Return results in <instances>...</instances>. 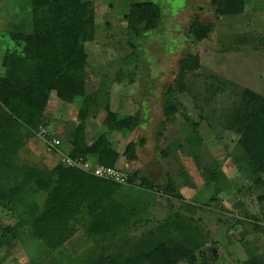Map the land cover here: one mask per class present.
Listing matches in <instances>:
<instances>
[{"label":"rangeland","instance_id":"374dc122","mask_svg":"<svg viewBox=\"0 0 264 264\" xmlns=\"http://www.w3.org/2000/svg\"><path fill=\"white\" fill-rule=\"evenodd\" d=\"M89 1L96 9L97 32L96 39L86 43L87 95L69 104L53 92L46 108V129L61 141L64 151L79 125L85 128L88 142L106 135L110 147L121 154L118 169L128 174L140 171L157 184H164L170 173L184 199L125 183L124 191L149 201L144 219L121 230L106 247L89 238L80 225L59 251L49 250L35 236L5 239L6 227L18 219L0 209V239H5L0 240L2 263L77 264V257L92 246H99V253L107 249L105 254H114L127 239L134 242L148 231L158 232L172 211L192 217L202 231L205 245L199 260L205 258L210 264H235L253 256L264 260V184L255 185L242 175L236 165L243 157L237 148L238 134L223 127L236 89L229 87L217 97L206 90L208 77L217 74L264 95V0H246L243 14L219 19L212 0H153L162 6L163 22L141 37L128 28L127 15L147 0ZM196 14L204 22L215 21L216 27L207 38L194 42L189 28ZM30 26L29 0H0V75L5 53L22 49L10 33L30 31ZM189 53L199 55L202 67L189 76L190 92L180 95V112L158 142L165 91ZM139 110L143 124L135 130H113L107 125L110 112L120 119ZM43 127L20 156L52 166L60 154L49 149L41 136ZM133 141L138 145L136 161L123 154ZM107 156L105 151L102 158ZM90 160L97 163L96 157ZM216 165L218 173L213 175Z\"/></svg>","mask_w":264,"mask_h":264},{"label":"trees","instance_id":"16d2710c","mask_svg":"<svg viewBox=\"0 0 264 264\" xmlns=\"http://www.w3.org/2000/svg\"><path fill=\"white\" fill-rule=\"evenodd\" d=\"M29 3L31 29L10 33L22 49L5 53L4 74L0 75V209L18 219L13 226L6 227L3 237L11 240L35 236L49 250L59 251L81 225L89 238L106 247L121 230L144 219L149 201L124 191L125 183L64 165L59 153L55 154L59 156L52 166L36 164L20 156L39 129L46 128L49 122L46 108L53 92L59 100L69 104L77 97H86V43L96 39V9L89 0H29ZM212 6L215 18L219 19L243 14L246 0H212ZM127 18L128 28L141 37L160 28L163 9L153 0L138 2ZM215 27V21L204 22L196 14L189 34L194 42L201 41ZM201 67L199 55L189 53L181 60L179 75L164 94L158 142L180 112V95L190 92L189 76ZM208 80L206 90L211 97H217L229 87L236 89L237 98L225 115L223 127L238 134L237 148L242 150L243 157L237 159V168L253 184L263 185L264 95L239 87L217 74H211ZM142 124L141 110L120 119L114 112L107 116V125L113 130H135ZM137 146L136 142H130L124 156L131 161L138 160ZM105 151L108 156L103 159ZM68 154L87 160L96 157L95 164L113 167L121 158V154L110 147L106 135L88 142L81 125L75 127L69 138ZM217 170L218 167L213 175ZM126 183L130 187L141 185L146 190L184 199L170 173L164 184H157L135 171L128 174ZM204 245L205 237L196 221L172 211L161 221L158 232L148 231L134 242L127 239V248L120 247L110 255L105 254L107 249L99 253V246H92L77 257L76 263L210 264L205 258L199 260ZM0 264L4 263L0 260ZM235 264H264V260L253 256Z\"/></svg>","mask_w":264,"mask_h":264},{"label":"built area","instance_id":"2783aa9c","mask_svg":"<svg viewBox=\"0 0 264 264\" xmlns=\"http://www.w3.org/2000/svg\"><path fill=\"white\" fill-rule=\"evenodd\" d=\"M41 136L44 137L51 151H56L61 155V162L69 167H76L88 172L96 177L109 179L117 183L124 184L127 182L128 173L121 171L118 167L94 164L84 157H72L68 151L61 150V141L53 136L46 128L41 129Z\"/></svg>","mask_w":264,"mask_h":264},{"label":"crops","instance_id":"0c3cea01","mask_svg":"<svg viewBox=\"0 0 264 264\" xmlns=\"http://www.w3.org/2000/svg\"><path fill=\"white\" fill-rule=\"evenodd\" d=\"M68 150V149H67Z\"/></svg>","mask_w":264,"mask_h":264}]
</instances>
